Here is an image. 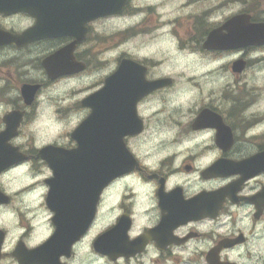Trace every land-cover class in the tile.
<instances>
[{"label":"clouds","instance_id":"9594fccd","mask_svg":"<svg viewBox=\"0 0 264 264\" xmlns=\"http://www.w3.org/2000/svg\"><path fill=\"white\" fill-rule=\"evenodd\" d=\"M253 3L254 0H143V3L122 0L119 12L86 20L81 30L82 35L91 31L94 36H112L117 31L135 28L148 17L149 13L136 9L153 8L159 20L191 17L199 19L209 33L219 31L227 36L225 25L236 19L247 22ZM125 7L134 10L130 16L124 15ZM261 16L264 20V10ZM37 23V17L25 11L0 12V34L13 38L23 36ZM113 24L118 25V29L109 27ZM172 27L174 25L159 27L149 36L136 35L131 41L119 42L114 50H105L99 60L112 58V62L83 79L74 72L50 76L44 67L46 56L40 39L22 45L0 44V135L8 128L5 118L18 114L15 135L7 139L6 144L22 157L0 169V198H4L0 200V264H20L15 255L18 247L33 252L56 234L57 213L48 203L52 190L49 181L55 179V173L41 152L47 148L66 153L79 149L74 134L90 119L93 109L79 103L82 100L79 92L71 98L66 94L81 85L87 86L80 88L84 95L89 89L97 93L105 89L107 81L124 63L117 60L118 54L126 49L141 60L156 54L157 59L165 62V72L175 74L186 87L174 88L162 95L150 93L143 103L134 102V118L138 109L143 117L156 114L147 127L142 122L135 134L120 137L134 166L113 175L100 187L91 220L68 245L67 254L57 256L56 264H209V253L216 249V264H264V208L258 209L250 202V198L264 191V171L246 179H242L240 173L226 177L204 176L219 161L239 164L264 154V109L255 124L243 129L229 128L236 140L227 150L217 144V128L196 127V121L204 112V97L200 88L187 84V78L199 77L206 92L214 87L208 82L211 70L224 73L217 78V84L226 82V76L232 74L219 67L223 61L212 62L195 44L182 48L179 37L173 35L161 42V34L170 33ZM133 44L138 46L132 47ZM89 47L90 42H85L81 50ZM237 55L246 56L253 66H261V71L245 74V82L249 89L256 90L258 102L264 104V44L247 45L238 49ZM158 78V73L148 74L145 83ZM24 86L35 89L30 103L23 97ZM251 111L246 109L242 115L247 117ZM129 135L132 139L125 144L124 138ZM238 181L242 182L234 193L235 202L226 195L214 216L203 215L175 225L170 233L175 242L163 248L148 239L140 251L115 259L95 249L96 241L115 229L124 217L128 220L124 233L128 243L155 230L168 214L160 207L161 190L165 195L179 191L182 201L187 203L202 194L220 192ZM101 205L103 215H98L96 210ZM89 230L91 235L84 243ZM224 242L227 246L221 247Z\"/></svg>","mask_w":264,"mask_h":264},{"label":"flooded vegetation","instance_id":"af4514ba","mask_svg":"<svg viewBox=\"0 0 264 264\" xmlns=\"http://www.w3.org/2000/svg\"><path fill=\"white\" fill-rule=\"evenodd\" d=\"M18 4L21 3H0V7L2 8L0 9V12H18L16 8H14ZM262 10H264V3H255L254 1L251 7L252 15L247 22L241 19L244 21V24L242 26L239 25V27L235 26V20L225 25L228 30L227 36H222L219 31L209 33L199 19L193 20L191 17L159 20L158 17L154 15L155 10L153 8H147L135 10L146 11L149 13L148 17L140 25H137L135 28H129L125 31H117L115 35L108 37L94 36L91 31L86 35H82L78 19L76 20V23L78 21V24L75 25V28H63L57 34H52L48 37L41 36L35 38L32 35L28 36L27 33L29 31L19 38L0 34V44L15 42L17 45H22L29 41L40 39L41 49L46 56L43 61L44 67L50 76L55 77L57 75L74 72L77 74L78 78L83 79L100 71L102 67L106 68L112 62V58H109L107 61L99 60V56L104 54L105 50H114L119 42L130 41L136 35L149 36L151 32L159 27L174 25V27L171 28L170 33L161 34L159 38L161 42L166 40L169 35H173L179 37L180 47L182 48L185 46L191 47L195 44V47L204 56L209 57L212 62L223 61V64L219 67L232 74L231 76H226V82L217 84V78L224 75V73L217 70H211L208 82L214 84V87L209 88L206 92L203 91L202 85L199 83V77L189 76L187 78V84L200 88L201 94L204 97V112L201 113L195 126L198 128L208 126L217 128V144L222 149L227 150L234 145L236 140V138L230 134L229 128L240 127L243 129L244 127H249L255 124L260 117L261 110L264 109V104L258 102V94L256 90L249 89L245 82V74L259 72L261 71V66H253V62L247 60L246 56L237 55L238 49L256 43L231 38L232 31L240 29L243 30L244 34L248 33L250 36H256L259 28L261 33L264 34V20H262L261 16ZM33 11L35 14L39 13L36 9ZM133 11V9L125 7L124 15L130 16ZM43 18L46 21L49 19V16L45 15ZM103 23L104 20L102 19L101 24L103 25ZM109 27L118 29V25L116 24L110 25ZM105 30H107V28ZM214 33H216V39H212L211 34L213 35ZM205 37L207 38L205 39ZM85 42H90V47L81 50V46ZM142 43L147 42L142 41ZM48 50L51 51V54H47ZM245 51L247 52L248 49H245ZM117 60L134 63V65L126 63L123 71L120 73L121 80L119 82L124 85H131V89L127 88L124 91L127 94H132V101L130 104L124 103L112 105V103H110L108 107L111 112L116 110V114L118 113L122 116L124 115L125 117L131 118L133 120L131 133L135 134L141 128L142 122L143 126L147 127L152 122L153 116L156 114L152 113L147 117H143L140 115L138 109L137 116L134 118L132 110L134 102H137V104L143 103L144 97L148 96L150 93L153 95H162L172 91L174 88L181 89L186 87V84L175 74L170 75L166 73L165 62L157 59L156 54H153L152 57L141 60L132 54L131 50L126 49L124 52L118 54ZM157 73L159 74L158 79L147 81V84L145 83L148 74ZM110 82L111 84L114 83L112 80ZM154 83H158L159 86L152 88ZM86 87V85L80 86V88ZM96 87H98V85H96ZM80 88L74 86L69 89L66 97L71 98L79 92L82 96V100L79 103H83L87 97L96 92L94 89H89L88 94L84 95ZM34 91L35 89L32 86L23 87L22 94L26 103L31 102ZM119 99L120 98L117 100L119 101ZM246 109H252L247 117L242 115ZM147 110L146 107L145 111ZM61 114H63V109H61ZM19 119L20 117L16 113L5 118L8 128L3 135H0V169L6 168L22 159V157L17 155L15 150L6 144V140L15 135V128ZM131 139V135L126 136L124 138L125 144ZM61 152L63 151L47 148L41 152V156L50 165L53 161H59L64 157V154ZM261 171H264V154L258 155L239 164L219 161L211 169L206 171L204 176L206 178L217 175L226 177L235 173H240L242 179H246ZM52 181H49V183L51 184ZM241 182L242 181L233 183L215 194H202L200 197L187 203L182 201L179 191L165 195L161 190L160 207L168 214L163 217L161 224L155 230H152L146 237H141L132 243H128L124 235L128 227V220L124 217L120 220L115 229L106 234L107 236L104 241H100L101 237L96 241L95 249L96 251L107 254L115 259L116 256L119 255L129 256L140 251L148 239L155 240L157 246L163 248L166 244L175 242L170 235L171 230L175 225L183 223L189 219H198L203 215L214 216L220 201L226 195L231 196L235 202L234 193L239 190ZM69 195L70 194L66 192L59 193L61 198L59 202V210L63 214L78 210L77 208L71 207L73 202L65 199V197ZM2 199L4 198H0V200ZM250 202L255 203L258 209L264 208V191L256 197L250 198ZM48 203L52 208L50 201H48ZM83 204L91 205L92 203L85 202ZM81 210L82 209L80 208L79 211ZM96 211L98 215H103V205L99 206ZM83 231L84 230H81L80 227L71 229L64 228L63 226L60 230L57 227L59 238L53 239V237L47 244L33 252H25L23 247L20 246L17 248L15 255L20 260V264H56L57 256L60 254L66 255L68 245ZM90 235L91 231L89 230L84 237V243H87ZM237 239H243V237H238ZM223 246H227V242L222 243L221 247ZM217 251L218 249L209 253V264H216Z\"/></svg>","mask_w":264,"mask_h":264},{"label":"water","instance_id":"95a60500","mask_svg":"<svg viewBox=\"0 0 264 264\" xmlns=\"http://www.w3.org/2000/svg\"><path fill=\"white\" fill-rule=\"evenodd\" d=\"M0 3H21L14 7L17 11H27L36 16L38 23L27 35L38 38L57 34L63 28L73 29L78 24V21L76 23L78 19L81 26L84 21L96 16L119 12L122 0H0ZM34 9L39 13L35 14ZM45 15L49 16L46 21L43 18ZM234 23L239 27L244 24V21L236 19ZM211 36L212 39H216V33ZM231 38L264 44V34L259 28L256 36L244 34L240 29L232 31ZM126 63L134 65L133 62L124 61L118 73L107 81L105 89L99 93L95 92L84 100V105L92 107L93 113L74 134V139L79 143V149L71 153L61 152L64 157L50 164L54 170L55 179L51 183L49 201L57 213L54 222L59 230L63 226L71 229L80 227L84 230L92 218L96 194L100 187L113 175L127 171L134 165L120 143L122 135L133 134L131 133L133 120L116 114V110L111 112L108 107L110 103L112 105L130 104L132 101V94L124 91L127 88L131 89V85L119 83L120 73ZM111 80L114 83L111 84ZM153 85L152 88L159 86L158 83ZM118 98H120L119 101ZM60 192L69 193L70 195L65 199L73 202L71 207L78 210L61 213ZM85 202L92 204H83ZM80 208L81 211H79ZM106 236H102L100 241H104ZM57 238H59L58 232L53 239Z\"/></svg>","mask_w":264,"mask_h":264},{"label":"rangeland","instance_id":"374dc122","mask_svg":"<svg viewBox=\"0 0 264 264\" xmlns=\"http://www.w3.org/2000/svg\"><path fill=\"white\" fill-rule=\"evenodd\" d=\"M255 3H261L260 0H254ZM138 3H143V0H137ZM131 41V40H130ZM138 45L133 44L132 47H137ZM130 50V49H129Z\"/></svg>","mask_w":264,"mask_h":264}]
</instances>
